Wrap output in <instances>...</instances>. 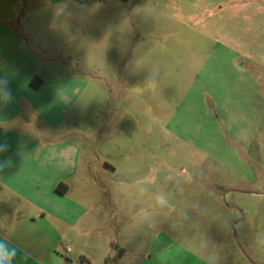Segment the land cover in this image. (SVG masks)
I'll return each mask as SVG.
<instances>
[{"label": "rangeland", "instance_id": "1", "mask_svg": "<svg viewBox=\"0 0 264 264\" xmlns=\"http://www.w3.org/2000/svg\"><path fill=\"white\" fill-rule=\"evenodd\" d=\"M78 2L36 43L91 84L65 132L95 226L39 261L264 264V0Z\"/></svg>", "mask_w": 264, "mask_h": 264}, {"label": "crops", "instance_id": "2", "mask_svg": "<svg viewBox=\"0 0 264 264\" xmlns=\"http://www.w3.org/2000/svg\"><path fill=\"white\" fill-rule=\"evenodd\" d=\"M45 11L53 14L49 0H0V79L13 95L0 106V235L19 249L14 264H42L59 255L64 239L95 226L71 196L81 145L65 132L91 84L69 60L37 45Z\"/></svg>", "mask_w": 264, "mask_h": 264}, {"label": "clouds", "instance_id": "3", "mask_svg": "<svg viewBox=\"0 0 264 264\" xmlns=\"http://www.w3.org/2000/svg\"><path fill=\"white\" fill-rule=\"evenodd\" d=\"M52 7L53 20L52 25L63 16L69 14V5L73 3V0H49ZM51 26V25H50ZM13 100L11 90L8 88L7 80L0 79V106L7 105ZM5 145H0V151L5 150ZM156 202L165 206L168 203L167 197L164 194H158L156 196ZM19 253V249L11 242V240L4 235H0V264H14L16 257Z\"/></svg>", "mask_w": 264, "mask_h": 264}, {"label": "trees", "instance_id": "4", "mask_svg": "<svg viewBox=\"0 0 264 264\" xmlns=\"http://www.w3.org/2000/svg\"><path fill=\"white\" fill-rule=\"evenodd\" d=\"M40 81L41 80L39 78H34L32 81L33 86L39 87V85L41 84ZM78 264H91V262L89 260H87L86 258H82L81 262Z\"/></svg>", "mask_w": 264, "mask_h": 264}]
</instances>
